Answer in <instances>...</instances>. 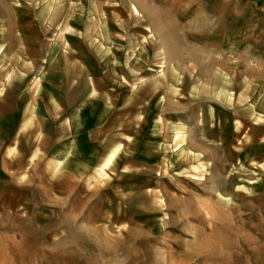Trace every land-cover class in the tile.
<instances>
[{
    "label": "rangeland",
    "instance_id": "rangeland-1",
    "mask_svg": "<svg viewBox=\"0 0 264 264\" xmlns=\"http://www.w3.org/2000/svg\"><path fill=\"white\" fill-rule=\"evenodd\" d=\"M92 50L96 160L0 123V264H264V0H0V110Z\"/></svg>",
    "mask_w": 264,
    "mask_h": 264
},
{
    "label": "crops",
    "instance_id": "crops-1",
    "mask_svg": "<svg viewBox=\"0 0 264 264\" xmlns=\"http://www.w3.org/2000/svg\"><path fill=\"white\" fill-rule=\"evenodd\" d=\"M101 70L93 50L53 51L39 79L11 78L5 88L11 105L0 110V123H8L10 129V143L14 146L20 137H26L24 143L29 147L38 139L44 156L59 154L61 160L73 161L75 167H81L83 159L96 160L100 124L106 120L102 116L107 112V91L114 89ZM45 128L52 131L47 134ZM120 151V147L115 149L110 158Z\"/></svg>",
    "mask_w": 264,
    "mask_h": 264
}]
</instances>
